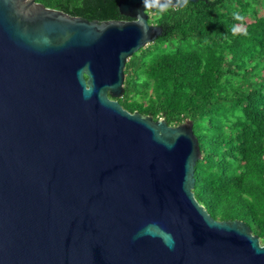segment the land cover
Instances as JSON below:
<instances>
[{
    "label": "water",
    "instance_id": "1",
    "mask_svg": "<svg viewBox=\"0 0 264 264\" xmlns=\"http://www.w3.org/2000/svg\"><path fill=\"white\" fill-rule=\"evenodd\" d=\"M185 1L119 0L132 19L100 22L0 0V264H264L246 221L196 199L193 122L114 99L163 34L148 11Z\"/></svg>",
    "mask_w": 264,
    "mask_h": 264
},
{
    "label": "trees",
    "instance_id": "2",
    "mask_svg": "<svg viewBox=\"0 0 264 264\" xmlns=\"http://www.w3.org/2000/svg\"><path fill=\"white\" fill-rule=\"evenodd\" d=\"M89 20H131L119 0H37ZM163 34L130 56L117 99L168 124L193 122L196 199L264 242V0H197L156 9Z\"/></svg>",
    "mask_w": 264,
    "mask_h": 264
},
{
    "label": "clouds",
    "instance_id": "3",
    "mask_svg": "<svg viewBox=\"0 0 264 264\" xmlns=\"http://www.w3.org/2000/svg\"><path fill=\"white\" fill-rule=\"evenodd\" d=\"M186 1H190V0H186ZM185 1V2H186ZM184 2V3H185ZM191 2H196V1H191ZM183 3V4H184ZM179 5H175V6H172V7H178ZM180 6H182V5H180ZM164 8H166V7H164ZM164 8H160V9H164ZM158 9V8H157ZM156 10V9H155ZM155 10H149L148 11V13H149V15H150V18H149V21L151 22V23H153V24H157L156 22H154V16H155ZM151 13V14H150ZM159 25V24H158ZM161 26V25H160ZM162 27V26H161ZM163 28V27H162ZM143 48V47H142Z\"/></svg>",
    "mask_w": 264,
    "mask_h": 264
},
{
    "label": "rangeland",
    "instance_id": "4",
    "mask_svg": "<svg viewBox=\"0 0 264 264\" xmlns=\"http://www.w3.org/2000/svg\"><path fill=\"white\" fill-rule=\"evenodd\" d=\"M264 12H262L261 14H263ZM151 14V13H150ZM156 15V14H155Z\"/></svg>",
    "mask_w": 264,
    "mask_h": 264
}]
</instances>
